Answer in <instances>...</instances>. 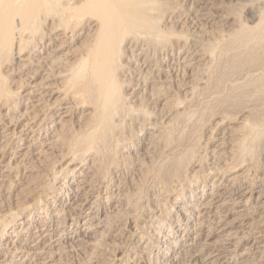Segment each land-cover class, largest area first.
I'll use <instances>...</instances> for the list:
<instances>
[{
  "label": "bare ground",
  "instance_id": "bare-ground-1",
  "mask_svg": "<svg viewBox=\"0 0 264 264\" xmlns=\"http://www.w3.org/2000/svg\"><path fill=\"white\" fill-rule=\"evenodd\" d=\"M231 6H225L223 0H0V120L3 122L0 127V176L16 180L24 161L49 148V138L60 134L72 116L77 115L84 119V123L74 132L65 131L64 127L65 132L58 139L62 154L57 168L62 173L72 170L74 176L82 178L83 182H86V170L96 169L94 175L99 189L103 179L113 171L111 168H116L117 156L122 152L121 145L127 134L136 132L131 137L135 136L138 144L127 149L133 155L140 152L145 143L147 146L153 136L151 130L158 133L155 132L154 136H158L156 139L159 142L165 138L174 145L173 151L168 149L171 153L166 151V154L164 149L169 142L166 140L164 144L162 141L163 147L157 150L155 161L147 166L141 163L134 165L135 170H144L146 174L145 178L141 174L144 179L138 183V189L135 188L136 193L127 199V205L133 211L125 221L128 246L125 250L114 249L112 264H208L216 246L205 239L201 250H195L198 242L195 237L197 230L201 229L195 226L203 222L207 209L220 207L227 187L235 181L241 190L232 197V205H229L232 207L216 217L217 220L215 218L214 230L223 233L245 223L246 226L264 225L256 217V206L264 201V189L262 192L256 189L264 188V183L256 181L259 169L255 165L258 159L256 153L259 152L257 148L264 139V73L253 74L251 68H264V0L252 1L248 9L256 19L253 24L251 22L252 25L241 20V8ZM203 9L209 15L200 13V17L199 12ZM182 12L188 18L198 17L200 22L214 25L217 33L200 38L198 34L194 37L189 32H183L181 25L185 24V16L181 18ZM198 27L202 28L199 24ZM224 49L229 51H224L229 55L224 57L234 66L232 72L236 68L241 70L243 65H247L248 69L249 65L253 70L249 71L253 73L244 72L251 75L247 76V80L243 77L245 81L239 79L242 81L237 82L238 79L231 77L239 73L230 72L233 74H229L230 78L235 83L226 87L228 93L217 97V102L213 101L216 106L211 100L212 104L208 102L213 109L208 106V99L204 100L207 107L203 103V109L193 108L195 95L196 100L201 97H198L200 93L197 91L200 90L208 98L204 92L212 79L210 70L217 65V58ZM224 60L219 62L221 66ZM229 63H226V68L230 67L227 66ZM175 65L185 70L182 74H193V79L196 78V82L192 81L195 85L191 82L192 77L185 79L190 85H182L181 93L179 91L181 97L178 95V98L172 90L178 88L179 83L174 89L171 87L172 77L176 75ZM229 69L226 70L229 72ZM240 70L238 72H242ZM198 71L203 75L195 77ZM216 71L215 78L223 73L218 70L217 75ZM183 75L180 76L183 78ZM223 79L218 82L225 83L223 81L228 78ZM178 82L181 84V81ZM218 82L212 84L220 94L225 87H221V83L218 86ZM213 85L210 88L214 91ZM222 101L232 105L237 103V107L241 106L240 113L233 116L225 110L226 106L223 110L219 109L224 108ZM152 104H162V108L159 105V112L156 111L158 113L151 107ZM227 105L232 109L235 107L231 110L234 114L239 108ZM208 108L215 112L206 137L201 140L204 137H199L202 132L199 134L198 129L210 111H207ZM72 110H75L73 114ZM158 115L160 122L157 121ZM175 121L181 123L180 126L178 123V129L182 127L177 134L176 130L174 134L170 131ZM38 144L39 150L36 147ZM125 144L124 147H128ZM8 147H11L12 156L5 160ZM57 168L54 171L57 172ZM56 175L49 178L45 189L67 190L68 201L62 209L66 205L65 211L88 213L85 219L79 222V216L68 227L66 220L63 221L62 231L66 233L70 229L77 232L78 237L74 239L70 234L62 235V232L55 235L58 219L55 208L48 221L44 219L43 225L36 226L41 213L37 211L31 216L29 206L33 202H26L5 223V229L0 234V264L44 262L48 249L53 250L55 256L62 243L82 239L86 231L93 228L92 218L98 214H102L109 226L115 225L106 209L93 207L96 195L82 192L86 191V185H75L71 178L56 186V182L60 181ZM25 177L21 176L20 180ZM209 177H213L210 189L205 186L200 188L199 183ZM113 198L111 200L116 201L118 196ZM242 198L245 202L240 204ZM174 205L179 207L178 217H173L171 207ZM235 212L241 215L232 217ZM168 217L170 219L166 221ZM80 224L87 227L81 228ZM148 224L149 227L155 224L157 228H146ZM34 227L38 228L37 237L30 231ZM108 230L102 231L103 237H107ZM24 232L26 235L22 237ZM192 232H196V236L191 237L189 234ZM123 234L126 235V231ZM257 239H252V243ZM244 243V239L240 238L233 246L240 247ZM189 252L196 253L192 259V256L189 257L190 260L187 259ZM222 259L223 262L229 260L225 254Z\"/></svg>",
  "mask_w": 264,
  "mask_h": 264
},
{
  "label": "rangeland",
  "instance_id": "rangeland-1",
  "mask_svg": "<svg viewBox=\"0 0 264 264\" xmlns=\"http://www.w3.org/2000/svg\"><path fill=\"white\" fill-rule=\"evenodd\" d=\"M252 1H254V0H223V3H224L225 6L226 5L227 6L234 5L233 7H236L237 6V7L241 8L240 9L241 11H239V8H236V9L240 13L241 20L242 21L245 20L244 23L246 22V24L248 25L249 23L251 24V22H252V24H253L256 21V19L252 16V13H250L249 10H248L250 8V5H251ZM200 11L201 12H199V14L201 13V14H204L205 16L209 15V12H206V13L203 12L204 9L203 10H200ZM201 14L199 15L200 17L202 16ZM183 16H185V18H187V20H189V21H186V19L184 18V23L185 24L184 25L183 24L181 25V27L184 28V30L181 28V30H183V32H186V33L189 32V34L192 35V36H194L195 34H198L200 36V38L201 37L204 38V35H205V38H206V34H211L212 35V33L213 34L217 33L215 31L216 27H214V25L205 24L204 21H202L203 22L202 23V22H200L201 20H199L198 17L195 19L194 17H190L189 16V18H188V16H186L184 13L182 14L181 18H183ZM192 19L193 20L195 19L194 20L195 22ZM251 20H253V21H251ZM198 24L202 28H199L198 27ZM185 25H186V27H185ZM205 31L208 32V33H206ZM201 32H202L203 35L201 34ZM216 35H215V37H216ZM196 36L197 35H195L194 37H196ZM225 50L227 51L226 53H229V51L227 49H224L223 52H221L219 54L218 58H217L216 64L218 66L216 65L214 67V69L212 68L210 70L212 79H210L211 82L208 83L209 86H208V84L206 86L207 90H209V93H207L206 88H205L206 92H204L205 94H207L208 98L200 90L197 91L198 94L200 93L203 96L199 94L198 97L201 96L202 98L199 97L198 98L199 100L198 99L196 100V98H197L196 96L197 95H195L194 101L197 104H193V103H195L193 101L192 102V105L195 106V107L192 106L193 108H195V109H201L203 107V103L205 105V101L207 99L209 100V101L208 100L206 101L207 103L208 102L210 103L211 101L213 103V101L216 100L217 97H219V98L221 97V94L222 95H225L226 93H228L227 90L229 88V85H232L231 83L234 84L235 83L234 80H237L238 79L237 82H240L242 80L245 81L244 78H246V80H247L248 79L247 76H250L253 73L252 72L253 70H254V73L253 74L260 73V72H263L264 73V71H263L264 68L263 69L262 68H259L258 69L257 68L258 66H254V67L252 66L251 67V68H253V70H252L249 67V65H248V69L246 67L247 65H243V67L246 68V70H245L242 67L245 71L242 68L240 70V69H238L236 67H235L236 69L233 70V72L237 71V73L235 72L234 74H238V73L240 75L243 74L242 75V78H239L240 77L239 74L236 75L238 77L234 76L233 74H231V73H233L231 69H233L234 66L230 65V63L228 62L229 60H227L228 59L227 57L229 55L228 54H224V51ZM221 55L223 57H224V55H227V57H224V59L225 58H227V59H225V60L223 59L225 65L222 64V66H224L225 69L220 64V63H223V60H222L223 57H221ZM218 59H220V60H218ZM225 61H226V63H229V65H227V66H230V67H227L226 68ZM133 65L134 66H138V65H136L134 63H133ZM178 66L179 65H175L174 66L176 68L175 69L176 70V73H175L176 75H174V76H177V75L180 76V75H183L185 73V70L181 66H179V67ZM218 67L221 68V70H223V69L224 70L221 71ZM228 68H230L229 69L230 70L229 72H228V70H226ZM254 68H256V71H255ZM215 69L217 71L219 70V72L221 71L223 73H225L224 71L226 70L228 73L227 72L225 74L222 73V75H221V73L219 74V72H217ZM249 69L252 70L251 71L252 73L249 71ZM214 70L216 71V74L217 75L219 74L218 75L219 77L217 76V78H215L216 75H214L215 74L214 73L215 72ZM239 70L242 71V72H238ZM246 71L250 72L251 74L247 72L249 74V75H247V73H244ZM181 72H184V73L182 74ZM199 72L200 71H198V73H196V76L195 75L194 76L197 77V74H199V75L202 74V73H199ZM212 72H213V75L214 76L212 75ZM226 74H228V75H226ZM229 74L231 76L232 75L233 76L231 77ZM199 75H198V77H200ZM220 75L222 76V78L220 77ZM224 75L227 76L226 78H228L227 79L228 81L226 80V81H223L225 83H221L222 82L221 79H223V77H224L223 80L226 79ZM174 76L172 77L173 80H172V83H171L172 84L171 87H173V89H174L175 87L178 86V83H179V87L178 88H175L174 90H172V88H171L172 94L175 93L177 95V96L176 95H172V96H176L178 98L179 97L178 95H180V97H181V94L180 93H181V87H182V85L189 84V81H188L189 79L188 78L189 77L190 78L192 77L191 78L192 80L190 79L191 82L194 81V80H196V78L193 79V74L191 76H188V75L184 74L183 75V78L181 76L179 78H178V76L177 77H174ZM230 77L234 79L233 80L234 82H232V79ZM180 78H181V80H180ZM186 78L188 80H185ZM214 79H216L217 82L218 81H221V82H218V86H219V83H221L222 84V85H220L221 87H225V88L228 87V88H226V89L225 88L224 89L222 88L224 90V92H223V90H221L219 88L222 91V93L219 94V90H218L217 87L216 88H217V91L218 92L215 91L216 88H215V85H213V84L216 83V81ZM217 79H219V80H217ZM229 79H231L230 80V84L226 85V83L229 82ZM239 79H242V80L239 81ZM197 80H198V78H197ZM176 81H177V83H176ZM178 81H181V84ZM212 81H215V82L213 83ZM194 82H196V81H194ZM194 82H192V83H194ZM194 85H195V83H194ZM212 85H213L214 91L212 90V88H210ZM210 89L213 92H216V93L214 94L212 91L210 92ZM205 90H202V91H205ZM173 91H175V92H173ZM179 91H180V93H179ZM211 93L213 94V96H212ZM214 95H216V96H214ZM222 97H224V96H222ZM16 101H18V99ZM24 101H25V99H24ZM217 101L218 100H216V102ZM199 102H200V104H198ZM222 102H224V101H222ZM222 102H219V103L222 104ZM226 102H228V101H226ZM212 103H210V104H212ZM215 103H213L212 105L213 106H216L217 104L214 105ZM210 104L208 106L209 107H212V105L210 106ZM223 104H224V108L223 107H220L219 109L222 108V110H223V109H225V106H226L227 109H225V110H228L231 113V115L234 116V115H237L238 113H240V112H238V110L240 109L241 106L240 107L238 106L239 107L238 108L237 107V105H238L237 103H236L237 105L236 104L235 105H236V107L238 109H236L237 112H235V114H234V111H232L233 113L231 112V110H233L235 107H233V109H232V107H230L229 105H227V104H230L231 106H235L234 104L232 105L231 102L230 103L228 102L227 104L224 102ZM152 105H151V107H154V109H155L154 111L155 112L156 111L159 112V110H158V109H160V106L159 105H161V108H162V104H159L157 106L155 105L156 107L154 106V104H152ZM197 105H198V107L196 108ZM242 105H244V104H242ZM157 107H159V108H157ZM218 107H219V105H218ZM218 107H216V108H218ZM209 109L210 108H208L207 111H209ZM212 109H213V107H212ZM212 109H210V111L208 112L209 114L207 113V115H206L207 117H208V115L209 116L211 115L210 116L211 118L208 117L207 118V121H206V116H204L205 119H203V122L201 123V128H202L203 131L202 130L200 131L201 128L198 129L199 130V134L202 132L200 134V136L199 135L198 136L199 137H201V136L204 137V138L201 137L200 138L201 140L205 139L206 134H207V131L206 130L208 129L207 127H209L210 122H211L210 119H212V116H213L212 114L215 112ZM74 111L75 110H72V114H73ZM158 112H156V113H158ZM158 117H159V115L157 116V121L160 122L161 121V118L158 119ZM251 117H249V118H251ZM253 117H255V116H253ZM83 120L84 119L80 118L77 115L76 116H72V119L69 120L70 122L67 123V126L66 125H65L66 127L64 126L65 129H66L65 131H68V130L70 132L76 131L77 130L76 128H79V126H82L81 124L84 123ZM175 122H173L175 124L172 123L173 124V126H172L173 130H171L172 128H170V131H172L173 134H174V131L175 130H176L175 131V134H177L179 132V130L182 129V127H180V129H178L179 128L178 127V123H179V126H180L181 123L179 121H175ZM174 125H175V127H174ZM1 126H3V122L0 120V127ZM64 127H63V131H64ZM203 127H204V129H203ZM63 131H61L60 134H58L57 136H54V138L53 137L49 138V144H50V145L48 144L50 146L49 148L42 149V152L40 154H38L36 157H29L27 159V161L26 160L24 161L25 164H23L24 166L21 167V169L19 171V174H18V178H16V180H14L15 178H13V177L6 176V178H5L4 175H1L0 176V234L5 229L4 228L5 227V223L10 219L11 216L17 214V212L20 211V209L24 206V204L26 202L27 203H32L33 202L31 204V206H29V207H31V209L28 208L29 209V213L31 212V216H32V214L34 216L37 211H38L39 214L41 213L40 218L37 220L38 222H37L36 226L38 225L40 227L41 225H43L44 224V219H46L48 221L49 215L51 214L52 210L55 208L56 213H58V219L56 221V227H57V229L55 230V235H57V234H59V233L62 232L61 233L62 235H64V234L67 233V234L72 235V237L74 239L78 237L76 235L77 232L70 231V229H67V232L66 233H65V231H62V228H63V225H64L63 221L66 220L65 223H66V226L68 227V224L71 223V222H73L74 220H77L79 218V216H80L79 222L81 220L85 219V217H87V214L88 213L86 211H83L84 213L83 212H81V213L78 212V214H75V210L65 211L63 209L65 208L66 205H64L63 206V209H62V205L65 202L68 201V196H67L68 191L67 190H65V189H59L58 191L57 190L55 191V190H52V189L51 190L50 189H47V188L45 189V187H46L45 184H48V182L50 181L49 178H51V176L53 174L56 175V173H57L56 176L59 177L60 181L56 182V186H58L59 184L63 183L64 181L67 182L68 180H71V178L74 179V184L75 185L77 184L78 186H81V187L84 186V185H86V191L85 192L82 191V192L83 193H89V192H91V193L95 194L96 195L94 197L95 204H94L93 207L94 208H98V207L100 208L101 207V208L106 209V213H108V216L110 217V221H113L115 225H113V227L112 226H109L110 224L108 222H105L104 218H102V214H98L99 217H98V215L97 216H93L94 218H92V221H91L93 228L90 229V230L88 229L86 231V233L84 235L85 237L83 235H80V236H83V237H82V239H80L78 241H72V242L69 241V242L62 243L60 245V247H59V250H57V252H55V256H53V252H52L53 250H49L48 249V252H46V254H45L46 255L45 256L46 259L42 263H40L38 261V264H112V258H113V251H114V249L125 250L126 247L128 246V242H127L128 232L126 230V229H128V226L125 224V221H126L127 217L133 211H132V207H129V205H127L128 204L127 203L128 202L127 199H130L136 193L137 190H135V188L138 189L137 188V187H139L138 183L139 184L141 183V181L145 178L144 176L146 174V173L144 174V172H143L144 170L140 172L138 170H135L133 167H134L135 164H140L141 163V164H144L145 166H147V164L149 162L150 163L153 162V160L156 157H158V154L157 153H158L159 149H161V147H163V146H161V145H163L162 143L165 144L168 141V139H166L167 140L166 141V140H164L165 138L162 137L161 139H163V138L164 139L159 142L158 139H156V138H158V136H156V135L154 136V134H155L156 131L151 130L150 132L152 133V135L154 136V138H152L153 136L150 135L151 136V140L149 142H147V146L145 145L146 144L145 143L144 146H143V148L139 150L140 152L137 151L133 155V154H130L127 149L132 148L134 145L136 146V144H138V139L135 138V136L131 137L133 134L136 135V132H134L132 134L130 133L131 135L130 134H127V137L125 138L126 140H124V143H122V145H121L122 146V152H120V154L118 156L116 154V156H117V164H116L117 166H116V168L115 167H112L111 168L113 171L111 172V174H108L107 175L108 178L106 177V178L103 179L102 186L99 189L97 187V182L98 181H96V177L94 175V173H95L94 171L96 169H94V170L93 169H87L86 170V174H85V178H84L86 180V182H83L82 178H79L77 176H74L73 171L70 170V169H68L67 171H65L63 173L62 172H59V169L57 168V166H58L57 163H59V158H60V156L62 154L61 153L62 150L60 149V146L58 145L59 144V140L58 139H60V136L62 137V135H63L62 133L65 132V131L64 132ZM156 134H158V133L156 132ZM58 136H59V138L55 139ZM162 141H164V142H162ZM133 142H135V143H133ZM261 143L262 144H260V146H258V148H257L258 149L257 151H259V152L256 153V156L258 157V159L255 160V165L258 167L257 169H259V171H258L259 176L257 178L258 180H256V181H261V182L264 183V139L261 141ZM124 144H125V146H128V147H124ZM156 144H158V145H156ZM166 144H167V146H165L164 152L166 153V151H167L168 154H169V153H171V151H173V148H174L173 146L174 145H173L172 142H169V143H166ZM169 144L172 145V148L170 147ZM215 145L216 144H214L213 146L215 147ZM153 146L155 148H153ZM36 147H37V150L40 149L39 144ZM123 148H125L124 149V152H123ZM259 148H260V150H259ZM168 149L169 150L172 149V150L169 151ZM27 150H25V151H27ZM150 150H151V152H149ZM30 151H31V149H30ZM125 152L127 154H129L128 155L129 158L127 157V154ZM152 152H153V154H152ZM123 153L125 154V156H124ZM10 156H12L11 155V147H8V150L5 153L4 159L5 160H8ZM119 156H122V158H120ZM131 156H133L135 159L133 157H131ZM153 156H155V157H153ZM150 157H152V158H150ZM138 158H140V160ZM149 158L152 159V160H150ZM0 159H2L1 152H0ZM56 168H57V172L54 171V169H56ZM145 172H146V170H145ZM141 174H142V176L144 178L141 177ZM21 176H26V177L23 180L21 179L22 180L21 181L20 180ZM149 177H151V176H149ZM212 178L213 177H209L206 180L204 179V182L203 183L200 182L199 183L200 188H201V186L202 187L205 186L207 188L211 187ZM100 179H102V178L100 177ZM12 180H14V182L13 183H10ZM18 182H20V183H18ZM250 182H252V181H250ZM238 184L239 183L235 181L234 183L232 182L227 187L226 193L221 198V205H220V207H217V208H214V209H207L206 210L207 212H205V214L207 216L205 215L206 217L204 216L205 218H204L203 222L202 223H199V224H201V226L199 224H197V223H196V226H195V228H201L200 229L201 231L200 230L199 231L197 230V233L198 234L196 232H192L191 234H189L191 237L192 236H196V234L198 236V237L197 236L195 237V239L198 240V242L196 243V246L199 245L200 247L197 248L195 246L194 247L195 250H201V246H202L201 244H202V242H204L205 239H209V241L212 244H214V246H216L215 249L218 252L220 251L219 253L216 250H215V252L214 251L212 252L213 253L212 254V261H214V260H216L218 258L214 262L210 261L212 264L213 263L214 264H218V263L219 264H226V263L227 264H229V263L230 264H264V260H263L264 259V229H261V228L264 227V225H262L263 227L262 226H259L260 227L259 228V227H257V225H252V224H251L252 226H250V225H247L246 226V223H245L244 225H242L240 227L232 228V229L227 230V231H225L223 233H218V232H216L214 230V228H215L214 227L215 226V224H214L215 218L218 217L219 215H222V213H224L225 211H227L228 209H230L232 207V206L231 207L229 206V205H232V199L235 196H237L238 192L241 190L240 189V185H238ZM111 187L113 188L112 191L109 190ZM263 189L264 188H258L256 190L258 192H262ZM115 195H117L118 198H116V201H112L111 199ZM129 196H130V198H129ZM262 196L264 198V192H263ZM262 200H264V199H262ZM244 202H245V198H242L240 200V204H243ZM262 202H261V204H259L261 206H259V205L256 206V210H257V213H258V215L256 217H257L258 220H261V222H264V212H260L262 209H264V207H263L264 201H262ZM226 203H227V205H226ZM33 204H35V206ZM222 209H224V210H222ZM171 211L174 213L173 214V217H174V215L176 217H178L179 214H180L179 207L177 205L172 206L171 207ZM209 211H210V213H209ZM218 211H220L221 213L220 212L217 213ZM214 212H216V213H214ZM29 213H28V215H29ZM235 213L233 214L232 217H234L235 215L236 216H240L241 215L240 212H235ZM74 214H75V217H74L75 219L72 218V216H74ZM259 216H260V219H259ZM100 218H102V219H100ZM206 218H207V220H206ZM98 219H100V220H98ZM169 219L170 218L168 217V219H166V221L169 220ZM216 220H217V218H216ZM100 221H101V223H99ZM96 222L98 223L97 225H95ZM104 223H106V224H104ZM84 226L87 227L86 224H84V225L80 224V227L81 228L84 227ZM155 227L157 228V226L155 224L150 225V227H149V224H148V226L146 228H155ZM111 228H114V229H111ZM107 229H109L108 232H107L108 233L107 234V237H103L102 236L103 235L102 234V231L103 230H107ZM37 230H38V228H35L34 227V228H31L30 231L32 233H35L36 234L35 236L37 237V233H36ZM124 231H126V233H127L126 235L123 234ZM111 232L113 234L112 235H109V233H111ZM181 233H182V231L179 232V235H181ZM115 234H116V236H114ZM25 235L26 234L24 232L23 235H22V237H24ZM52 236H53V234L51 235V237ZM49 237L50 236H48L47 238H49ZM240 238L244 239L245 243L242 246H240V247L239 246L238 247H235V245L233 246V243H236L238 241V239H240ZM254 238H258V239L255 240V242L252 243V239H254ZM227 241H229V242H227ZM221 245H222V247H220ZM227 246H230L229 247L230 249ZM194 249L192 251H194ZM212 250H213V248H212ZM189 253H188V255H189ZM207 253L208 252H206L204 254V256ZM195 254H193L191 252L190 255L187 257V259L188 260L192 259ZM218 254H220L219 257L215 258L216 255L218 256ZM224 254H225V256H227L229 258L228 261H230V262H228V261L227 262H223L224 260L222 258L224 257ZM190 256H192V257H190ZM189 257H190V259H189ZM210 262H208V264H211ZM1 264H3V263H1ZM29 264H32V263H29ZM33 264H35V263H33Z\"/></svg>",
  "mask_w": 264,
  "mask_h": 264
}]
</instances>
